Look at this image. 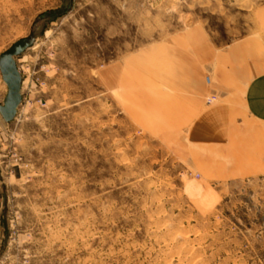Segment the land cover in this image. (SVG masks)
I'll return each mask as SVG.
<instances>
[{
    "label": "rangeland",
    "instance_id": "374dc122",
    "mask_svg": "<svg viewBox=\"0 0 264 264\" xmlns=\"http://www.w3.org/2000/svg\"><path fill=\"white\" fill-rule=\"evenodd\" d=\"M196 28L264 47V0H0V56L28 41L0 112V264H264L262 137L179 144L125 100Z\"/></svg>",
    "mask_w": 264,
    "mask_h": 264
},
{
    "label": "crops",
    "instance_id": "0c3cea01",
    "mask_svg": "<svg viewBox=\"0 0 264 264\" xmlns=\"http://www.w3.org/2000/svg\"><path fill=\"white\" fill-rule=\"evenodd\" d=\"M184 43L186 48L180 43L169 47L176 57L170 61L172 66L153 69V90L139 88L136 98H125L129 105L137 104L139 121L170 132L169 137L179 144L188 140L193 145L220 132L231 140L250 143L262 137L264 141V47L244 39L221 50L198 28L184 36ZM144 57L137 53L132 60L140 63ZM127 76L124 85L130 79ZM209 95L218 98L212 107L205 105ZM214 147L209 148L216 152Z\"/></svg>",
    "mask_w": 264,
    "mask_h": 264
},
{
    "label": "water",
    "instance_id": "95a60500",
    "mask_svg": "<svg viewBox=\"0 0 264 264\" xmlns=\"http://www.w3.org/2000/svg\"><path fill=\"white\" fill-rule=\"evenodd\" d=\"M27 47L28 41L24 39L15 43L0 56V70L9 88L4 103L0 106V112L6 121L15 118L22 101V76L18 69L16 57L23 53Z\"/></svg>",
    "mask_w": 264,
    "mask_h": 264
},
{
    "label": "bare ground",
    "instance_id": "6f19581e",
    "mask_svg": "<svg viewBox=\"0 0 264 264\" xmlns=\"http://www.w3.org/2000/svg\"><path fill=\"white\" fill-rule=\"evenodd\" d=\"M1 71V70H0ZM2 74V73H1ZM3 77V76H2ZM4 80V79H3ZM5 81V80H4ZM6 83V82H5ZM7 84V83H6ZM8 86V85H7ZM9 89V88H8ZM21 90H22V88H21ZM8 93V92H7ZM173 249V248H172Z\"/></svg>",
    "mask_w": 264,
    "mask_h": 264
}]
</instances>
